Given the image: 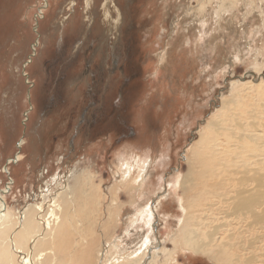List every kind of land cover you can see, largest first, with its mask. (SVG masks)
Wrapping results in <instances>:
<instances>
[{
  "label": "rangeland",
  "instance_id": "1",
  "mask_svg": "<svg viewBox=\"0 0 264 264\" xmlns=\"http://www.w3.org/2000/svg\"><path fill=\"white\" fill-rule=\"evenodd\" d=\"M217 2V20H201L208 22L198 31V19L179 10L195 0H0V191H9L12 228L32 204L49 207L42 196L53 199L88 170L101 200L86 220L88 242L109 233L132 252L150 230L157 259L168 249L176 264H214L181 244L186 212L171 187L222 100L264 80V0L225 14ZM20 152L23 160L10 164ZM137 154L130 168L138 178L155 159L145 173L160 179L158 195L138 182V190L118 184ZM146 207L152 227L137 218ZM109 209L118 211L115 222Z\"/></svg>",
  "mask_w": 264,
  "mask_h": 264
},
{
  "label": "bare ground",
  "instance_id": "2",
  "mask_svg": "<svg viewBox=\"0 0 264 264\" xmlns=\"http://www.w3.org/2000/svg\"><path fill=\"white\" fill-rule=\"evenodd\" d=\"M195 1L197 7L189 8L190 4L181 3L179 10L198 19L192 25L199 31L208 22L204 20L201 23V20H210V17L217 20V13L212 15L211 11L217 0ZM253 1L223 0L216 6L221 14H225L231 8L245 7ZM166 148L163 145L162 155ZM16 157L9 163L18 164L23 160L21 152ZM137 158L140 155L137 154L123 166V177L118 184L127 185L131 190L136 185L135 190H138V182L139 186L145 185L147 191L158 195L162 188L160 179L145 173L146 165L153 164L155 159L152 157L150 162L140 166L141 175L138 178L130 168L132 162H139ZM187 166V173L178 178L170 192L177 194L179 189L182 193L178 201L186 215L178 234L182 236L181 244L186 251L203 254L214 264H264V80L260 84L255 82L242 87L230 98L222 100L219 112L213 114L199 132ZM5 170L9 172L10 169L6 166ZM93 176L88 170H80L53 199L49 197L47 200L42 196L50 204L49 207L44 208L46 202L40 206H29L23 212L19 229L17 226L12 228V216L6 204L9 191H0V264H176L179 258L173 257L174 253H168V249L161 259L156 257L158 252L152 255V249L149 251L147 247L150 245L147 243L151 237L150 230L138 241L142 250L138 248L132 252L128 251L130 248H121L117 239L111 240L110 234L103 231L104 237L93 235L92 242H88L87 237L92 233H85L86 220H90L93 214L97 215V207L101 203ZM61 184L56 181L57 187ZM139 199L131 201V206L136 207ZM119 201L116 196L113 201L116 207L120 206ZM110 205L112 207L113 204ZM113 211L109 209L107 218L115 222L118 211ZM154 214L146 207L137 213V218H144L146 226L152 227ZM100 222L99 219L89 224L96 226ZM110 224L109 221L103 230H108ZM129 234L131 231H128ZM136 246L140 245L137 243ZM19 251L23 253L17 255ZM148 252L150 259H146Z\"/></svg>",
  "mask_w": 264,
  "mask_h": 264
}]
</instances>
